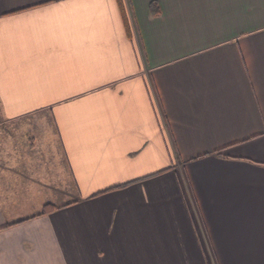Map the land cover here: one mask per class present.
I'll return each instance as SVG.
<instances>
[{
  "label": "crops",
  "instance_id": "crops-1",
  "mask_svg": "<svg viewBox=\"0 0 264 264\" xmlns=\"http://www.w3.org/2000/svg\"><path fill=\"white\" fill-rule=\"evenodd\" d=\"M0 121V264H264V0H0Z\"/></svg>",
  "mask_w": 264,
  "mask_h": 264
},
{
  "label": "trees",
  "instance_id": "trees-1",
  "mask_svg": "<svg viewBox=\"0 0 264 264\" xmlns=\"http://www.w3.org/2000/svg\"><path fill=\"white\" fill-rule=\"evenodd\" d=\"M120 4V1H119ZM150 10L151 12H156L157 11V6H156V2L155 1H151L149 4ZM54 208V206L50 205V204H45L41 213H47L50 210H52Z\"/></svg>",
  "mask_w": 264,
  "mask_h": 264
},
{
  "label": "rangeland",
  "instance_id": "rangeland-1",
  "mask_svg": "<svg viewBox=\"0 0 264 264\" xmlns=\"http://www.w3.org/2000/svg\"><path fill=\"white\" fill-rule=\"evenodd\" d=\"M0 128L6 129V128H8V125L4 124L3 122L0 121Z\"/></svg>",
  "mask_w": 264,
  "mask_h": 264
}]
</instances>
